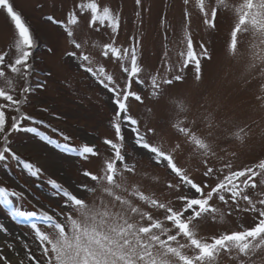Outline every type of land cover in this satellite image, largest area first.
<instances>
[{
	"label": "rangeland",
	"instance_id": "1",
	"mask_svg": "<svg viewBox=\"0 0 264 264\" xmlns=\"http://www.w3.org/2000/svg\"><path fill=\"white\" fill-rule=\"evenodd\" d=\"M13 2L30 26L35 40L30 58L35 71L29 80L34 91L29 95L23 111L37 120L44 121L38 125L28 121L24 126L37 127L53 143H44L33 133H13L10 137L13 150L22 159L40 167L42 173L32 177L22 166L9 159L7 167L0 164V186L25 194L26 199L23 201L10 197L14 206H20L25 211L36 209L47 212L63 220L62 213L67 211L63 197L57 194L48 181L55 180L74 194L84 195L79 190V185H91V182L81 175L82 171H98L101 159L105 158L109 151L103 140L114 138V130L111 127L114 105L111 94L66 55L73 48L62 28L45 19L48 15H54L58 20H65L67 13L78 0ZM241 2L242 0H225L228 7L219 6L216 26L212 28L205 25L204 17L196 7V0H190L187 6L183 0H141L139 6L135 0H98L101 6H109L120 14L121 26L115 36L116 45L129 48L139 41L137 51L139 63L144 69L141 74L143 79L147 81L149 75L157 72L160 75L184 76L182 82L166 88L162 105L154 103L150 98L149 89L145 88L141 92L144 103L131 100L130 114L137 118L142 126L156 127L158 135L152 138L153 142L162 143L165 150L178 141L183 142V137L171 124L177 118L186 119L188 126L206 139L217 154L216 158L209 161V166L219 168L222 163L230 162L232 170L253 167L264 160V99H258L264 97V90L261 89L264 77L260 76L258 69L250 70L248 67L252 62L249 47L253 42L252 38L249 35L242 37L239 55L234 57L228 51L230 33L236 19L234 8ZM206 6L215 7L216 0H206ZM186 7L190 13V23L185 18ZM89 18L87 14L81 17L79 25L74 29L76 39L82 44L86 42L84 51L94 58L95 63L103 64L106 70L122 83L125 77L119 65L100 55L102 46L111 42V30L107 27L100 28L99 31L89 29ZM186 27L197 54L202 51L203 45L211 55L210 61L201 59L203 76L200 81L195 79L193 65L183 69L182 73L176 71L184 59L181 54H186ZM49 48L52 49L51 52L48 51ZM5 52L8 53L5 61L9 63L16 55L14 28L6 15L0 12V53ZM168 65L173 68L171 73H167ZM48 71H51V77L44 75ZM7 74L9 77L13 76L11 72ZM45 81L43 88L36 87ZM3 83L0 80V86H3ZM14 83L19 97V89L24 86V81L16 78ZM133 89L140 91L135 84ZM172 100L182 102L186 111L178 114L176 105L170 103ZM42 108H47L48 112H41ZM12 115L13 112H8L9 117ZM240 128L244 129L242 142L234 136ZM61 133L71 139L65 141ZM125 135L126 148L131 154L130 162L137 165L139 173L138 176L130 177L129 183L138 181L146 194L155 193L161 200L172 199L174 206L179 208L181 203L175 201V196L182 193L169 195L164 186L165 181L173 180V177L169 176L163 167L155 166L147 156L134 152L131 134L126 131ZM65 143L73 148H79L85 143L95 145L100 152V158H90L88 162L81 159L76 152H65L56 147V144ZM201 159L193 153L190 145H185L183 151L176 156L178 166L188 169L195 182H206L214 186L217 179L203 176L205 168ZM256 179L259 183L260 177ZM249 191L251 194V190ZM260 191H264V188ZM87 199L91 203L94 197L88 195ZM211 203L225 213L224 218L222 221H213L211 218L201 220L198 225L199 236L209 238L252 226L254 214L237 211L233 206L229 215L228 208L218 199L214 198ZM31 218L13 219L7 214V209L0 206V224L7 228L6 232H0V255L10 259L12 264H20L21 261L23 264H36L42 256V246L31 228ZM36 224L42 230L50 231L48 224ZM185 251L189 255L192 254L190 249ZM29 252L35 257L31 262L27 257ZM216 264H238V260L235 253L229 256L221 252ZM248 264H264V250H257Z\"/></svg>",
	"mask_w": 264,
	"mask_h": 264
},
{
	"label": "snow or ice",
	"instance_id": "2",
	"mask_svg": "<svg viewBox=\"0 0 264 264\" xmlns=\"http://www.w3.org/2000/svg\"><path fill=\"white\" fill-rule=\"evenodd\" d=\"M135 2L138 6L141 4V0ZM183 3L187 6L190 0H183ZM221 5L228 7L225 0H216V6L211 8L206 6V0H196V7L204 17L205 25L212 28L216 26ZM0 12L6 15L14 28L16 52L9 63L5 61L8 53H0V80L4 82L0 86V164L7 167V161L11 159L30 176L37 177L42 169L22 159L13 150L10 139L13 133L27 132L35 134L44 143H53L37 127L24 126L28 121L34 125L44 123L23 111L29 95L34 91L29 80L35 71L30 63L35 40L30 26L22 13L15 8L13 0H0ZM234 13L236 19L230 33L229 54L234 57L239 55L242 37L249 35L253 42L249 45L252 62L248 67L250 70L258 69L260 76L264 77V0H242L235 6ZM86 14L90 17L87 22L89 29L99 31L100 28L107 27L111 30V42L102 46L100 55L119 65L125 77L122 83L103 64L95 63L94 58L84 51L86 42L82 44L76 39L74 29ZM185 18L190 23L187 7ZM45 19L60 26L66 34V39L73 48L66 55L111 94L114 105L111 121L114 138L103 140L109 151L101 159L98 171H82L81 175L91 182V185H79V190L84 195L74 194L55 180L48 181L57 194L63 197L67 211L62 213L63 220L47 212H39L40 218L48 223L50 231L42 230L36 223L31 224L35 237L42 246V256L36 264H216L221 252L229 256L235 253L238 264H248L257 250H264V191H260L264 188V160L253 167L240 170H232L230 162L222 163L219 168L209 166V161L216 158L217 154L206 139L188 126L186 119L177 118L171 124L183 137V142L178 141L167 150L162 143L153 142L152 138L158 135L156 127L142 126L130 114V101L143 104L144 97L141 92L147 88L153 102L162 105L166 88L182 82L184 76L160 75L157 72L149 75L147 81L143 79L141 74L144 69L139 63L137 51L139 41L129 48L116 45L115 36L120 29L121 19L120 14L109 6H101L98 0H78L67 13L65 20H58L54 15H48ZM184 42L186 54H181L184 59L176 71L182 73L183 69L193 65L195 79L200 81L203 76L201 59L210 61L211 55L203 45L202 51L197 54L187 27ZM48 51L51 52L52 49L49 48ZM172 71V66L168 65L167 73ZM8 72L13 76L9 77ZM44 75L51 77L52 73L48 71ZM16 78L24 81V86L19 89V97L14 83ZM45 84L46 81L36 87L43 88ZM134 84L140 91L133 89ZM261 89L264 90V83L261 84ZM170 103L176 105L178 114L186 111L182 102L172 100ZM40 111L48 112V109L42 108ZM8 112H13L14 115L9 117ZM126 131L131 134L134 152L147 156L155 166L163 167L173 177L175 182L166 180L164 186L169 195L182 193L175 196V201L181 203L179 208L174 206L172 199L161 200L155 193L146 194L138 181L129 183V178L138 176L139 173L137 165L130 162L131 154L126 148ZM242 133L243 128L234 133L235 138L241 142ZM61 135L65 141L71 139L63 133ZM185 145L192 146L193 153L202 158L201 163L205 168L203 176L217 179L214 186L206 182H195L188 169L178 166L176 156L183 151ZM56 147L65 152H76L84 161L100 158L97 147L88 143L79 148H73L67 143L56 144ZM257 177H260L259 183ZM98 192L100 195L97 196ZM88 195L94 197L91 203L88 202ZM10 197L23 201L26 196L23 192L0 186V206L7 209V214L13 219H28L38 215L36 211L29 212L20 206H14ZM214 198L228 208L229 215L233 206L237 211L254 214L252 226L209 238L199 236L198 225L201 220L211 218L213 221H222L224 218L225 213L211 203ZM6 231L5 225L0 224V232ZM189 249L191 255L185 251ZM27 257L30 262L35 259L30 252ZM0 264H12V261L0 255Z\"/></svg>",
	"mask_w": 264,
	"mask_h": 264
},
{
	"label": "trees",
	"instance_id": "3",
	"mask_svg": "<svg viewBox=\"0 0 264 264\" xmlns=\"http://www.w3.org/2000/svg\"><path fill=\"white\" fill-rule=\"evenodd\" d=\"M31 211H36V212L38 213V215H37L36 217H32V218H35V219H42V218H40V216H39V212H40V211H38V210H36V209L29 210V212H31Z\"/></svg>",
	"mask_w": 264,
	"mask_h": 264
}]
</instances>
